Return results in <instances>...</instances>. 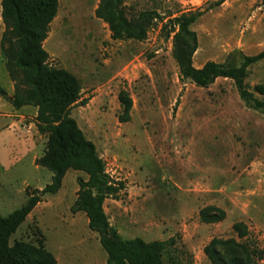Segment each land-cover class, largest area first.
Here are the masks:
<instances>
[{
    "label": "rangeland",
    "instance_id": "rangeland-1",
    "mask_svg": "<svg viewBox=\"0 0 264 264\" xmlns=\"http://www.w3.org/2000/svg\"><path fill=\"white\" fill-rule=\"evenodd\" d=\"M125 0L135 11L158 8L162 15L206 12L191 26L198 38L195 67L222 63L240 50L264 49V0ZM99 0H58L44 49L52 66L72 73L81 96L70 116L96 147L107 173L125 185L104 211L123 240L166 242L164 264H210L203 247L212 238L233 237L244 222L264 249V116L247 109L229 79L207 88L179 80L171 39L155 23L142 41L113 40L94 16ZM3 32L0 8V38ZM252 90L264 85V60L248 69ZM0 56V86L9 88ZM128 92L131 119L120 123L118 94ZM264 100V96L255 93ZM86 102L81 105V102ZM28 113L7 137L0 119V215L26 201L25 189H42L52 173L34 164L46 138ZM31 125V126H30ZM25 126V129H24ZM30 126V127H29ZM14 136L23 146L14 144ZM81 172L68 171L60 190L45 196L12 235L10 243L41 241L57 264H105L98 235L83 212L72 213ZM215 206L222 222L204 224L199 211Z\"/></svg>",
    "mask_w": 264,
    "mask_h": 264
},
{
    "label": "trees",
    "instance_id": "trees-1",
    "mask_svg": "<svg viewBox=\"0 0 264 264\" xmlns=\"http://www.w3.org/2000/svg\"><path fill=\"white\" fill-rule=\"evenodd\" d=\"M225 1L219 0L213 6ZM0 8L3 24L0 56L13 84L12 100L1 86L0 97L16 110L26 106L36 109L35 127L45 136L46 146L34 164L52 173L51 182L42 189L26 187V201L19 209L7 216L0 215V264H57L55 256L41 241L36 245L21 240L11 244L10 239L45 196L60 190L68 171L86 175V179H77L71 212L85 214L88 229L98 235L106 253L105 264H164L166 242L123 240L104 211V202L119 199L125 185L107 173L95 145L70 116L81 96L80 82L66 69L52 66L44 49L50 25L57 16L58 0H0ZM205 12L197 9L166 16L156 7L135 11L125 5V0H99L94 16L107 25L113 40L142 42L152 26L161 23V29L171 39V55L181 82L207 88L219 78L229 79L244 106L264 116V100L255 96V93L264 96V85H256L251 90L245 81L248 69L264 60V49L251 56L234 50L222 63L206 61L199 68L194 66L198 38L191 26ZM118 102V121H130L133 102L128 92L120 91ZM225 217L226 213L215 206L199 211V220L204 224L219 223ZM232 232L233 237L212 238L203 247L207 261L210 264H264V249L248 226L242 221L235 222Z\"/></svg>",
    "mask_w": 264,
    "mask_h": 264
},
{
    "label": "crops",
    "instance_id": "crops-1",
    "mask_svg": "<svg viewBox=\"0 0 264 264\" xmlns=\"http://www.w3.org/2000/svg\"><path fill=\"white\" fill-rule=\"evenodd\" d=\"M199 67H201V66H199ZM199 67H197V68H199ZM5 91L7 92L9 97L12 96V94H13L12 82H10L9 88L6 89ZM28 113H30L31 115H33L35 117L36 116V109L33 107H30V106H26V107H22V108L16 110L11 106V104L8 101H6L0 97V119H4L5 121H7V123L2 127V128L7 127V130H8L7 137L9 136V130L13 126L18 127L19 125H22L23 120ZM24 129H25V126H24ZM0 134H1V132H0ZM14 144L18 147L23 146V142L15 136H14Z\"/></svg>",
    "mask_w": 264,
    "mask_h": 264
},
{
    "label": "water",
    "instance_id": "water-1",
    "mask_svg": "<svg viewBox=\"0 0 264 264\" xmlns=\"http://www.w3.org/2000/svg\"><path fill=\"white\" fill-rule=\"evenodd\" d=\"M9 100H12V97H10Z\"/></svg>",
    "mask_w": 264,
    "mask_h": 264
}]
</instances>
